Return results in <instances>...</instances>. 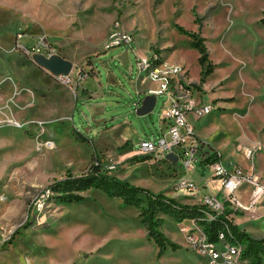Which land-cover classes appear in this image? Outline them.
I'll return each instance as SVG.
<instances>
[{
    "label": "rangeland",
    "instance_id": "rangeland-1",
    "mask_svg": "<svg viewBox=\"0 0 264 264\" xmlns=\"http://www.w3.org/2000/svg\"><path fill=\"white\" fill-rule=\"evenodd\" d=\"M263 15L264 0H0V264H202L171 211L155 217L180 248L156 257L141 216L143 194L127 202L89 188L83 200L63 202L48 185L101 162L123 181L169 197L178 192V202L200 205L176 182L189 180L185 173L209 147L248 167L243 150L250 146L253 164L264 169ZM112 25L132 33V45L143 54L149 50L161 62L182 66L184 93L213 105L193 122L186 116L202 142L193 151L194 168L157 153L131 159L140 154V139L158 136L159 113L169 99L158 95L150 112L136 113L135 102L145 94L133 80L135 56L124 43L105 48ZM41 36L72 63L69 85L22 49ZM193 37L204 39L213 64L203 82ZM211 182V189L218 187ZM258 207L232 214H254ZM182 224L192 227L188 220Z\"/></svg>",
    "mask_w": 264,
    "mask_h": 264
},
{
    "label": "built area",
    "instance_id": "built-area-1",
    "mask_svg": "<svg viewBox=\"0 0 264 264\" xmlns=\"http://www.w3.org/2000/svg\"><path fill=\"white\" fill-rule=\"evenodd\" d=\"M122 43L128 45L135 56L136 76L143 75L156 84L154 87L148 88L146 94L154 95L155 101L156 97L161 94H165L169 99L168 106L159 113V120L166 124V129L160 131L155 139H140L137 143V152L140 154L157 153L162 159H166L167 153H174L182 166L186 169L194 168L196 160L193 151L202 145V142L196 136L186 116L191 114L193 118L198 119L210 113L213 105L195 100L190 94L184 93L183 84H188V77L182 66L161 62L160 58L152 51L145 54L137 52L132 45V33L117 25H112L107 33L105 48L109 49ZM22 49L30 56L40 53L48 57L56 53L53 42L44 36L37 37L34 44L29 47L22 46ZM52 76L63 85L71 83L70 73ZM135 105L137 107L139 102H135ZM243 154L250 162L248 167L239 165L227 167L220 159L204 165V170L210 173V178L219 182L221 195L217 196L206 192L201 196L200 206L203 215L182 220L192 223V227L189 229H186L182 221L179 222V230L184 234L188 248L202 258V264H249L245 246L234 238L227 225L218 230L217 239L212 241L201 224L203 221L215 219L226 211H228L227 214H224L226 219H230L235 211H255L257 205L262 201L264 184L252 162L254 149L246 146ZM202 186L204 187L206 184ZM244 186L249 187L246 201H242L237 193ZM176 188L185 189L188 193L193 194L198 185L192 181L180 179L176 182Z\"/></svg>",
    "mask_w": 264,
    "mask_h": 264
},
{
    "label": "trees",
    "instance_id": "trees-1",
    "mask_svg": "<svg viewBox=\"0 0 264 264\" xmlns=\"http://www.w3.org/2000/svg\"><path fill=\"white\" fill-rule=\"evenodd\" d=\"M261 25L264 26V15L259 19ZM192 45L198 52V64L200 66L199 82H203L204 78L213 71V64L208 59V52L202 37H193ZM127 145L125 142L120 148ZM210 151H204V157L199 162V167L204 170V165L220 159V155L216 150L209 147ZM150 157L149 154H137L131 157L135 162H142ZM99 189L107 194H116L121 196L125 201H135L138 195L143 194L146 199V207L142 209L141 216L146 223L148 236L153 240L157 250L156 257L159 258L168 249L177 250L180 245L168 238L159 228V218L155 217V213L171 211L177 221L186 218H195L203 215L201 206L196 204L180 203L173 197H169L164 193H153L152 191L130 184L112 175L101 162L92 163L89 169L80 175L67 174L66 177L56 180L48 185V189L53 192V197L63 202H79L83 200L82 192L86 189ZM219 214L215 219L202 222L203 229L208 238L212 241L217 239L218 230L227 225L234 238L245 246V254L249 258V264H261L264 259V238H254L249 233L241 230L230 219H226L224 214Z\"/></svg>",
    "mask_w": 264,
    "mask_h": 264
},
{
    "label": "crops",
    "instance_id": "crops-1",
    "mask_svg": "<svg viewBox=\"0 0 264 264\" xmlns=\"http://www.w3.org/2000/svg\"><path fill=\"white\" fill-rule=\"evenodd\" d=\"M135 49L139 53H142V54L144 53V51H142V50H139L137 48H135ZM105 51H106V49H105ZM148 51L149 50H147L146 52H148ZM120 54H117L115 56H117L119 58L121 56ZM127 56H128V53H127ZM131 72H132V67H130V70H129V73H131ZM144 78L145 77L143 75H138V76L135 75V78L133 80H135V86H136L137 91L139 93L146 94V90L148 88L154 87L156 84L154 82H152V81H150L148 79H144ZM142 83H147V84L146 85H141ZM88 96H91V94H89ZM93 96H91V97H93ZM56 106H58V105H55V111H57V107ZM192 118L193 117H189L190 122H193ZM163 127L165 128L166 124L164 122H160V131H163L162 130ZM193 128H194V126H193ZM196 136L198 137L199 135L196 134ZM201 139H202V137H201ZM206 144H208V143H206ZM213 149L216 150L217 153L221 152L216 147H214ZM219 155H220L221 162L224 165H226L227 167H232L233 165H238V164H233V160H231L229 158H227L225 160V158L220 153H219ZM256 165H257L256 166V170H257L258 174L260 175L261 181L264 183V169H261L258 166V164H256ZM185 177H187L194 184L198 185V188L196 189L194 194L199 199L206 192H210V193H212L214 195H217V196L221 195V191H220L219 185H218L217 188L213 187L211 189L209 187V185L211 186V183H212L211 182L212 179L210 178V173L208 171H206V170H201L199 165H197V167H195L194 169H191L190 171L186 172L185 173ZM204 184H206V186L203 187L202 185H204ZM237 193H238V196L242 200L246 201V199L248 197V194H249V187L248 186H244V187L240 188ZM171 196L174 199H176V200H178V198L180 197L178 192H174L173 195H171ZM258 206H259L258 210L254 214H244V215H236V216H234L232 214L230 216V220L234 224H236L241 230H244V231L248 232L252 237H254V238H264V236H263L264 235V196L262 198V202ZM238 213L240 214L241 212H238Z\"/></svg>",
    "mask_w": 264,
    "mask_h": 264
},
{
    "label": "water",
    "instance_id": "water-1",
    "mask_svg": "<svg viewBox=\"0 0 264 264\" xmlns=\"http://www.w3.org/2000/svg\"><path fill=\"white\" fill-rule=\"evenodd\" d=\"M34 63L39 67L48 71L51 75L68 74L72 70V63L63 56L55 53L48 57L43 54L35 53L31 56ZM155 104V96L152 94H145L140 104L136 107L135 111L138 115H144L150 112ZM165 158L176 162L178 157L174 153H167Z\"/></svg>",
    "mask_w": 264,
    "mask_h": 264
}]
</instances>
